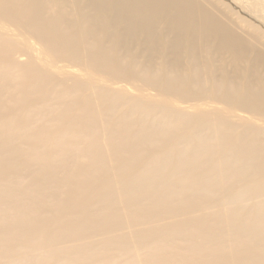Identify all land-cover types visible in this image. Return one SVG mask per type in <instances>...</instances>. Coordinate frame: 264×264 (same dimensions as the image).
Returning <instances> with one entry per match:
<instances>
[{
    "label": "bare ground",
    "instance_id": "bare-ground-1",
    "mask_svg": "<svg viewBox=\"0 0 264 264\" xmlns=\"http://www.w3.org/2000/svg\"><path fill=\"white\" fill-rule=\"evenodd\" d=\"M263 118L215 0H0V264H264Z\"/></svg>",
    "mask_w": 264,
    "mask_h": 264
},
{
    "label": "rangeland",
    "instance_id": "rangeland-1",
    "mask_svg": "<svg viewBox=\"0 0 264 264\" xmlns=\"http://www.w3.org/2000/svg\"><path fill=\"white\" fill-rule=\"evenodd\" d=\"M215 2L225 8L229 18L245 32H254L264 40V0H215Z\"/></svg>",
    "mask_w": 264,
    "mask_h": 264
}]
</instances>
